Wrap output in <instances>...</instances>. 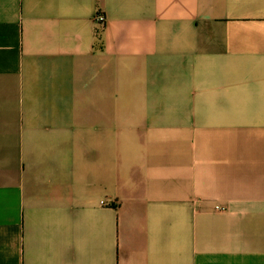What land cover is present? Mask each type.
<instances>
[{
	"label": "crops",
	"instance_id": "1",
	"mask_svg": "<svg viewBox=\"0 0 264 264\" xmlns=\"http://www.w3.org/2000/svg\"><path fill=\"white\" fill-rule=\"evenodd\" d=\"M0 264H264V0H0Z\"/></svg>",
	"mask_w": 264,
	"mask_h": 264
},
{
	"label": "built area",
	"instance_id": "2",
	"mask_svg": "<svg viewBox=\"0 0 264 264\" xmlns=\"http://www.w3.org/2000/svg\"><path fill=\"white\" fill-rule=\"evenodd\" d=\"M96 21L98 22V23H101V24H104L105 22H106V15L104 14V13H102V12H98L97 14H96ZM102 203H104V201L102 200ZM216 208L217 209H219V210H224L225 209V207L224 206H222V205H216Z\"/></svg>",
	"mask_w": 264,
	"mask_h": 264
}]
</instances>
